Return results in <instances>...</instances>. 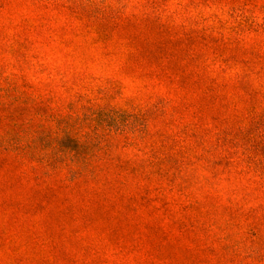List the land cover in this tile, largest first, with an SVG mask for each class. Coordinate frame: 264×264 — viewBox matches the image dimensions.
I'll use <instances>...</instances> for the list:
<instances>
[{
	"label": "clouds",
	"instance_id": "1",
	"mask_svg": "<svg viewBox=\"0 0 264 264\" xmlns=\"http://www.w3.org/2000/svg\"><path fill=\"white\" fill-rule=\"evenodd\" d=\"M0 264H264V0H0Z\"/></svg>",
	"mask_w": 264,
	"mask_h": 264
}]
</instances>
